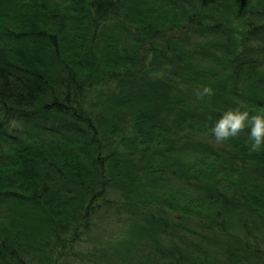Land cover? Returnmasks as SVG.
Segmentation results:
<instances>
[{
    "label": "trees",
    "instance_id": "1",
    "mask_svg": "<svg viewBox=\"0 0 264 264\" xmlns=\"http://www.w3.org/2000/svg\"><path fill=\"white\" fill-rule=\"evenodd\" d=\"M231 8L246 17L236 38L224 28ZM148 59L174 69L150 76ZM261 67L264 0H0V210L7 207L0 212V264H25L21 250L34 249L45 226L57 236L55 220L77 221L72 237L59 235L60 254L51 263L68 264L67 248L92 228L90 213L101 218L108 206L112 217L123 210L140 215L150 229L153 245L138 263L168 264L172 254L182 262L192 253L211 260L229 223L254 227L264 217V149L249 152L247 129L229 141L228 153L201 145L198 135L224 106L264 110ZM225 72L232 92L205 96L194 111L200 83L215 84ZM94 88L102 92L95 102ZM183 133L178 145H160ZM117 137L161 150L140 147L134 163L118 152ZM243 161L255 169L245 170ZM99 169L105 178L89 180L102 175ZM17 175L25 182L16 184ZM236 182L250 191L230 199ZM128 191V201L113 203L115 193ZM102 195L108 203H96ZM188 218L204 231L188 227ZM44 243L40 254L47 256L53 250Z\"/></svg>",
    "mask_w": 264,
    "mask_h": 264
},
{
    "label": "rangeland",
    "instance_id": "2",
    "mask_svg": "<svg viewBox=\"0 0 264 264\" xmlns=\"http://www.w3.org/2000/svg\"><path fill=\"white\" fill-rule=\"evenodd\" d=\"M229 14L231 15V18L227 20L224 23L225 30L233 37L236 38V33L238 32H244V25L246 17L240 13H237L234 9H229ZM251 45L258 44L256 41H248ZM239 45L237 46L238 52ZM235 53V54H236ZM149 59L146 61V67L147 71L149 72L150 76L158 77V76H165L170 70L174 69V66L169 65H162L158 60L155 61L154 66L149 65ZM261 69L264 70V67H261ZM228 74L227 72L222 74V77L219 79L218 82L215 84H206V83H200L198 93H201L202 90L205 87H210L214 90V93L217 94H223L222 89H226L227 96L230 92H232V85L224 86L223 77ZM222 80V81H221ZM223 82V84L221 83ZM249 84V83H248ZM242 90V89H241ZM243 91V90H242ZM250 89L245 88V91H243L245 94H248ZM102 92L98 88H94L92 90V93L90 94L91 100L93 102L96 101V99L99 101L102 97L100 96ZM205 97V96H204ZM219 100V99H217ZM256 103V102H255ZM201 104V100L198 98L196 101V107L194 111L197 110L198 106ZM226 107V109H229V107ZM256 113L258 112H264L262 109H254ZM208 130L203 131V136L198 135L199 142L201 145L204 144H213L214 147H216L219 150H225L227 149L226 153L233 149L232 144L228 142L223 143H216L214 137H212L210 134H208ZM186 133V132H185ZM185 133L179 135V137L175 138H169L165 141H163L160 145L164 146L165 144L168 146H176L179 144L180 139L185 137ZM248 140V139H247ZM116 146H118V152L121 154H125L126 159H130L132 157L133 162L135 163L140 159L141 152L140 147L147 148L145 152H153V151H159L161 150L160 146L158 145V148L151 149V147H156L157 144L151 143L150 141H141L139 142V145H129L127 144V140L120 142V139L115 138ZM157 142V141H156ZM168 143V144H167ZM135 147L136 152L133 154L130 152ZM201 145L196 146V150H201ZM133 147V148H132ZM132 148V149H131ZM131 153V154H130ZM137 153V154H136ZM136 154V155H135ZM195 154V151L191 152V155ZM100 155V154H99ZM135 156V157H134ZM189 163H192L191 160H188ZM216 161V160H215ZM238 163V160H236ZM201 162V160H200ZM195 162L192 163L194 166ZM200 165V164H199ZM242 165H246L247 168L245 170H254L255 169V163L254 162H242ZM99 171L102 172V175L97 176L94 175L89 180L94 181L95 179H101L102 176H104V171L102 169H99ZM14 179H16L17 183H24L25 181L21 180L20 176H13ZM228 177V173L226 172L223 174L220 179L226 180ZM132 188H135L136 186L133 183H129ZM222 184H226V181H223ZM237 184V185H236ZM110 185V184H109ZM109 185H106L108 187ZM219 185V184H218ZM236 186L231 187L232 189L229 190L228 198H233L236 196V194H246L250 190L246 187L247 185L240 186L238 182L235 183ZM24 188V187H23ZM230 187H225L224 190H228ZM21 192H29L28 190H18ZM40 191V190H38ZM145 193V198L150 199L152 196L149 193V189L143 190ZM142 191L139 193V197ZM39 193H42L41 191ZM37 193V194H39ZM129 191L127 193H115L114 196V202L113 203H120L123 201H128ZM150 197V198H149ZM167 197H171V195L167 194ZM144 199V198H143ZM153 199V197H152ZM229 199V200H230ZM156 202L159 203V200H156ZM7 203V202H4ZM11 203H21L19 200H13ZM96 203H108L104 198L103 195L99 196V199ZM164 203H169L168 199L164 200ZM201 203V202H200ZM154 211V213H157V216L159 215V211L151 207ZM7 207H3L0 212L6 211ZM88 209L85 208L81 211V216L87 211ZM108 211H103L101 214V218H99L98 214L95 213V215H91V224L92 228L90 230L82 231L79 235H77L79 241L75 239V246L67 248L65 255L68 259V264H76L77 261L81 260L82 255L86 254L88 256L87 259H85L84 264H123L122 263V257L123 255L129 254L128 259L129 263L126 264H140L138 263L139 260L143 257V253L141 252L142 249H148V247L152 244V241L150 240L151 231L148 232L150 229L147 227V224L144 222L142 216L140 215H134L133 213L130 215L129 212L121 211L118 215L113 216V206L107 207ZM75 212V211H74ZM60 214L57 213V218H60ZM134 215V216H133ZM73 218H81L79 214L74 216ZM61 219V218H60ZM169 221L171 223L174 222L173 216H168ZM190 218L185 219L186 225L189 227V224L192 223V227L200 232L204 231L203 227L199 224L198 220L192 219L191 222H188ZM256 225L253 227L251 225V222L249 225H246L244 227L239 226L238 223H229L227 228L224 230L223 238H219V236L216 238L220 240V242H217L216 247L218 248L217 252L215 253V256L210 260H204L203 257L199 256L198 253H192L190 255H186L183 257L182 262H178L172 254V258L169 261L168 264H264V217H257L255 218ZM57 224V230L59 231V234L57 236H54L52 233H49V225L45 226L42 229V234L40 235L41 238H39L34 243V249H31V246L28 244L26 248L22 249V259L24 260L25 264H51L53 263L54 257L57 256L60 250V245L62 241L59 238L60 236L66 235L67 237H72V231L71 227L75 224L77 221H71L69 225L65 222L56 221ZM234 222V221H231ZM53 223L50 225L52 226ZM141 227V228H139ZM90 228V226H89ZM253 228V229H252ZM251 229V230H250ZM51 230H54L51 228ZM54 230V231H57ZM133 231V233H132ZM125 235V237H124ZM124 237V238H123ZM150 237V238H149ZM44 239L49 242V250L47 253H49L47 256L42 255L40 253H44ZM198 239V238H197ZM197 239L192 242V244H198ZM27 241V240H26ZM25 241V242H26ZM78 242V243H77ZM97 242V244H95ZM77 243V244H76ZM57 244V247L55 248ZM102 245L103 252H99V249ZM243 246L246 250H244ZM248 247V249L246 248ZM142 253V254H141ZM60 254V253H59ZM136 254H139L141 257H136ZM122 258V259H121ZM158 257H155L153 260L158 259Z\"/></svg>",
    "mask_w": 264,
    "mask_h": 264
},
{
    "label": "clouds",
    "instance_id": "3",
    "mask_svg": "<svg viewBox=\"0 0 264 264\" xmlns=\"http://www.w3.org/2000/svg\"><path fill=\"white\" fill-rule=\"evenodd\" d=\"M212 95L214 90L205 87L198 94V98L203 99L204 96ZM246 129L249 152H260L264 149V112L254 113L241 102L236 107L224 111L209 129V134L214 137L216 143H223L240 136Z\"/></svg>",
    "mask_w": 264,
    "mask_h": 264
}]
</instances>
